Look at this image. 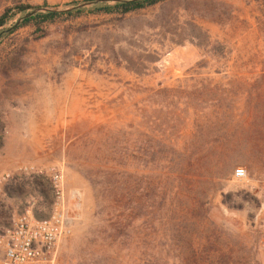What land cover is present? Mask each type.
<instances>
[{
	"label": "rangeland",
	"instance_id": "rangeland-1",
	"mask_svg": "<svg viewBox=\"0 0 264 264\" xmlns=\"http://www.w3.org/2000/svg\"><path fill=\"white\" fill-rule=\"evenodd\" d=\"M90 10L0 37V174L20 189L0 222L49 213L58 170L70 232L45 264H264V0Z\"/></svg>",
	"mask_w": 264,
	"mask_h": 264
},
{
	"label": "built area",
	"instance_id": "built-area-1",
	"mask_svg": "<svg viewBox=\"0 0 264 264\" xmlns=\"http://www.w3.org/2000/svg\"><path fill=\"white\" fill-rule=\"evenodd\" d=\"M23 171L39 173L34 167L24 168ZM9 179V174H0V199ZM50 182L55 200L46 218L37 220L26 212L8 227L0 229L1 264H45L52 249L69 234L61 172L53 171Z\"/></svg>",
	"mask_w": 264,
	"mask_h": 264
},
{
	"label": "trees",
	"instance_id": "trees-1",
	"mask_svg": "<svg viewBox=\"0 0 264 264\" xmlns=\"http://www.w3.org/2000/svg\"><path fill=\"white\" fill-rule=\"evenodd\" d=\"M84 1H95V0H84ZM166 0H144V1H135V2H128V3H122V4H116L113 6H108V5H99L97 7L92 8L90 11L87 13L90 14H120V15H126L144 8L152 7L157 5L158 3L164 2ZM32 9L31 6L26 5V4H17L14 8V10H11L9 8L5 9L3 14L0 15V28L3 27L9 20L10 18L16 14V13H24L27 10ZM83 13V10L71 12V13H65V14H53V13H47V14H39L32 16L28 19H25L22 21L21 24L17 26V28L21 27H26L29 24L33 25H42L47 22H52L56 19L59 18H69V17H76L79 16L80 14ZM3 131H4V125L0 119V151L4 147V137H3ZM41 178L32 176L30 179V184L31 186L37 191L39 197L44 201V202H49V197H51V194L49 193L50 191L45 190L47 186L46 183H41ZM7 185V184H6ZM5 185V186H6ZM3 188V192L6 194L7 197L9 198H15L19 197L20 189L19 187H11L6 186ZM52 206L51 200L48 205V210H50ZM51 212V211H50ZM38 214L36 211L32 212V216L34 219L41 220L46 218L49 214ZM8 225L3 224L0 222V229L7 227Z\"/></svg>",
	"mask_w": 264,
	"mask_h": 264
},
{
	"label": "water",
	"instance_id": "water-1",
	"mask_svg": "<svg viewBox=\"0 0 264 264\" xmlns=\"http://www.w3.org/2000/svg\"><path fill=\"white\" fill-rule=\"evenodd\" d=\"M135 1H144V0H95V1H84L79 2L76 4L60 7V6H45V7H36L27 10L24 13H21L23 16L17 18L14 21V24L11 27L4 28L7 26L8 23H6L3 27L0 28V37L7 34L14 28H16L19 24L22 23L25 19H28L32 16L39 15V14H47V13H53V14H65V13H71L79 10H86V9H92L94 7H97L99 5H108L113 6L116 4H122V3H128V2H135ZM4 28V29H3Z\"/></svg>",
	"mask_w": 264,
	"mask_h": 264
},
{
	"label": "crops",
	"instance_id": "crops-1",
	"mask_svg": "<svg viewBox=\"0 0 264 264\" xmlns=\"http://www.w3.org/2000/svg\"><path fill=\"white\" fill-rule=\"evenodd\" d=\"M10 144H9V142L7 141V142H5L4 143V147L3 148H5V149H9L10 148V146H9ZM9 147V148H8ZM7 157V156H6ZM1 169V168H0Z\"/></svg>",
	"mask_w": 264,
	"mask_h": 264
}]
</instances>
